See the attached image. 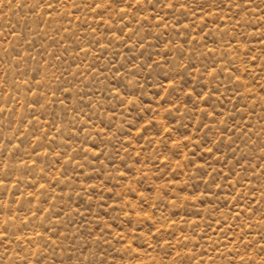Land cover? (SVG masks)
I'll return each instance as SVG.
<instances>
[{
    "label": "rangeland",
    "instance_id": "rangeland-1",
    "mask_svg": "<svg viewBox=\"0 0 264 264\" xmlns=\"http://www.w3.org/2000/svg\"><path fill=\"white\" fill-rule=\"evenodd\" d=\"M0 264H264V0H0Z\"/></svg>",
    "mask_w": 264,
    "mask_h": 264
}]
</instances>
